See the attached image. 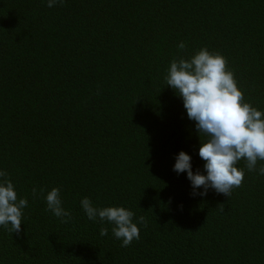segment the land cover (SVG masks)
<instances>
[{"label": "trees", "instance_id": "1", "mask_svg": "<svg viewBox=\"0 0 264 264\" xmlns=\"http://www.w3.org/2000/svg\"><path fill=\"white\" fill-rule=\"evenodd\" d=\"M202 46L264 111V0H0V168L28 201L18 232L0 226V264H264V176L241 159L229 196H201L172 167L183 149L204 171L164 79ZM52 187L67 222L46 210ZM85 196L142 216L139 239L122 247Z\"/></svg>", "mask_w": 264, "mask_h": 264}, {"label": "clouds", "instance_id": "2", "mask_svg": "<svg viewBox=\"0 0 264 264\" xmlns=\"http://www.w3.org/2000/svg\"><path fill=\"white\" fill-rule=\"evenodd\" d=\"M59 0H46L53 7ZM178 49L185 43L180 41ZM166 85L173 88L183 101L187 117L195 122L200 138L199 157L204 161V171L193 170L190 153L180 150L175 154L173 170L186 173L193 194L203 196L209 189L229 196L244 176V169L237 166L243 159L249 171L264 176V111L243 99L233 71L227 67L222 53L200 47L185 58H173L166 69ZM33 194L37 189L33 188ZM40 192H44L40 189ZM46 210L62 222L71 218V212L62 206L59 187H52L44 194ZM80 206L87 219L111 225L113 236L128 246L139 239L142 216L133 219L134 212L124 205L97 206L89 197H82ZM28 201L17 196V190L7 172L0 168V226L18 232L22 214ZM107 228H100L106 235Z\"/></svg>", "mask_w": 264, "mask_h": 264}]
</instances>
